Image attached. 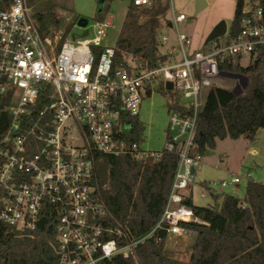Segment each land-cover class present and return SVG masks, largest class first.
<instances>
[{
    "label": "built area",
    "instance_id": "obj_1",
    "mask_svg": "<svg viewBox=\"0 0 264 264\" xmlns=\"http://www.w3.org/2000/svg\"><path fill=\"white\" fill-rule=\"evenodd\" d=\"M157 1L131 0L139 8ZM172 17L180 59L172 49L165 62L138 68L116 63L115 46L102 45L112 26L107 19L77 24L91 35L70 38L60 26L42 33L27 0H0V100L7 99L0 108L7 122L0 136V221L30 232L50 206L58 264H113L116 257L140 264L136 248L156 232L184 237L191 232L184 223L208 224L186 202L203 157L191 155L197 117L208 91L224 89L230 73L220 63L235 65L264 45V16L257 2L243 3L234 37L228 28L224 38L191 54L190 38L178 29L184 14L172 11ZM166 40L163 35L161 43ZM159 77L172 82L190 113L171 110L164 147L145 151L125 135L147 86ZM162 151L178 156L165 207L148 232L134 237L101 194L99 155L158 159ZM241 179L229 173L219 191L229 186L236 192Z\"/></svg>",
    "mask_w": 264,
    "mask_h": 264
},
{
    "label": "trees",
    "instance_id": "obj_2",
    "mask_svg": "<svg viewBox=\"0 0 264 264\" xmlns=\"http://www.w3.org/2000/svg\"><path fill=\"white\" fill-rule=\"evenodd\" d=\"M37 0H27L33 5ZM252 2L254 0H251ZM264 16V0H257ZM244 0H235L234 15L229 32L234 37ZM166 3L158 0L148 8L135 7L131 0L120 26L115 46V62L127 63V57L142 61V67H155L168 58L158 54L155 37L157 22L152 18L164 15ZM50 7L39 14L40 30L59 27L60 19ZM107 7L97 13L96 20H104ZM141 14L146 15L139 22ZM70 23L68 28L72 26ZM67 33V30H66ZM250 62L242 66L226 60L221 71L233 72L249 79L244 95L222 88L208 91L197 117L196 132L191 155L203 156L214 149L218 140L240 137L253 140L258 129L264 128V45L249 56ZM170 94L168 110L187 116L189 107ZM7 99L0 100V108ZM132 127L125 135L127 143L140 141L144 129L137 117L130 118ZM6 117H0V136L6 127ZM178 156L175 151H162L160 158L140 160L129 154L99 155L98 178L100 191L109 208L127 230L139 237L148 232L160 218L175 173ZM106 186V187H105ZM243 200L233 195H220L216 206H194L198 216L208 224L184 223L195 232L192 250L187 261L175 259L164 251L166 234L156 232L136 248L140 264H264V184L248 181ZM218 200L219 195H213ZM244 203V206H243ZM56 216L46 205L36 228L20 233L0 221V264H58L54 248ZM113 264H136L133 257H116Z\"/></svg>",
    "mask_w": 264,
    "mask_h": 264
},
{
    "label": "rangeland",
    "instance_id": "obj_3",
    "mask_svg": "<svg viewBox=\"0 0 264 264\" xmlns=\"http://www.w3.org/2000/svg\"><path fill=\"white\" fill-rule=\"evenodd\" d=\"M204 7L196 11L197 0H162L166 3L167 9L164 15L157 17L155 37L158 42V54H167L173 49L175 60L180 59V51L176 43V31L172 22V11L175 15L184 14L185 19L178 23V29L187 34L190 38L188 53L201 51L209 45L205 44V39L212 28L221 20L227 24V30L231 26L235 0H204ZM250 0H244V5ZM255 2L257 0H254ZM130 0H105L101 9L107 7L106 15L108 21L112 23L107 30L103 46H114L120 31V26L127 11ZM28 4V3H27ZM31 8L33 17L40 24L39 14L45 15L50 7L54 6L53 12L60 19V27L67 30L70 38H81L90 36L91 31L86 32L84 27H79L77 21L85 18L90 25L97 18V0H37ZM112 14L113 16H111ZM146 15L141 14L139 22H143ZM73 23L72 26H69ZM151 25V27L154 25ZM166 36L167 40L161 43V37ZM224 37L219 38L222 39ZM129 64L141 67L142 61L127 57ZM250 58L243 54L239 64L247 65ZM225 72V71H224ZM226 76V90L234 91L244 95L249 87V79L237 73L229 72ZM149 93L144 94L138 120L144 129L140 135L139 145L145 151H159L164 147V133L166 131L170 110V94L184 102L178 91L166 90L162 78L151 82L147 86ZM229 173H237L242 177L236 192L231 187H225L219 191L220 180L227 179ZM248 181L264 184V128L256 131L254 139L249 140L244 137L238 139L225 138L218 140L214 149H207L202 157L201 164L196 167L194 179L190 187L189 199L194 206H216L220 202V195H233L243 200L246 193ZM106 187V186H105ZM223 193V194H222ZM203 194V196L201 195ZM219 195L216 200L213 195ZM195 232H190L188 237L169 235L164 241V251L167 255L182 261L189 259Z\"/></svg>",
    "mask_w": 264,
    "mask_h": 264
},
{
    "label": "water",
    "instance_id": "obj_4",
    "mask_svg": "<svg viewBox=\"0 0 264 264\" xmlns=\"http://www.w3.org/2000/svg\"><path fill=\"white\" fill-rule=\"evenodd\" d=\"M105 2V0H97V5H98V13L101 12V5ZM205 5V1L204 0H197L196 2V11L201 10ZM109 19V18H108ZM156 21V18H152V24ZM87 20L85 18H80L77 21V24L79 26H85ZM151 24V25H152ZM168 25L170 26L171 24L168 23ZM227 30V24L224 20H221L220 22H218L210 31V33L208 34V36L205 39V44L209 43L210 41L217 39L221 36H223L226 33ZM240 75V74H237ZM165 89L166 90H172L173 89V84L171 81H166L164 83ZM191 172H193V169L191 170Z\"/></svg>",
    "mask_w": 264,
    "mask_h": 264
},
{
    "label": "crops",
    "instance_id": "obj_5",
    "mask_svg": "<svg viewBox=\"0 0 264 264\" xmlns=\"http://www.w3.org/2000/svg\"><path fill=\"white\" fill-rule=\"evenodd\" d=\"M110 15L113 16L112 14H110ZM108 18H109V17H106L107 20H108ZM169 23H170V22H169ZM148 93H149V92H148ZM216 143H217V142H216ZM191 232H194V231L191 230ZM189 235H190V234H189ZM189 235L184 236V237H188ZM194 239H195V236H194Z\"/></svg>",
    "mask_w": 264,
    "mask_h": 264
}]
</instances>
